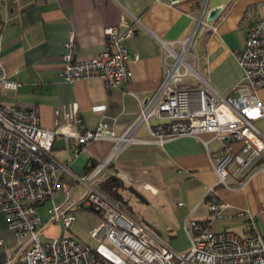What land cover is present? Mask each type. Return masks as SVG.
Returning a JSON list of instances; mask_svg holds the SVG:
<instances>
[{"label":"crops","instance_id":"0c3cea01","mask_svg":"<svg viewBox=\"0 0 264 264\" xmlns=\"http://www.w3.org/2000/svg\"><path fill=\"white\" fill-rule=\"evenodd\" d=\"M216 9L220 12L212 22L217 34L205 31L203 25L198 27V20L209 22L210 13ZM262 17L264 0H185L176 6H170L168 0H0L1 60L8 79L20 84L17 90H2V101L23 109L37 107L45 130L67 124V116L76 108L88 130L97 129L105 117L107 128L121 136L138 119L139 100L152 97L162 85L166 73L162 42L185 41L196 31L187 58L196 57V70L207 84L220 95L228 96L244 78L233 53L244 49L249 27ZM134 19L140 22L135 23ZM123 23L135 30L126 45L132 55L139 56L138 61L130 64L127 85L110 90L102 80L70 84L59 77L65 43L71 33L76 34L77 57L88 60L106 49V29ZM168 61L173 62V58ZM187 81L195 83L192 79ZM259 98L264 104V88L259 91ZM157 123L152 118L149 124L143 123L138 128L136 138L142 143L131 144L118 152L102 171L97 184L117 176L139 194L141 187L154 196L177 192L182 199L179 203L182 210L174 238H187V250L190 239L184 221L188 217L210 220L212 187L226 204L221 218L211 221L212 230L246 237L252 234L254 226V231L264 236V156L244 178L238 180L230 174L227 182L231 188L216 186L212 160L220 156L221 145L214 135L179 137L159 145L150 134L151 127ZM257 126L264 134V120L258 121ZM74 147V143L58 136L52 156L70 166L71 174L63 176V184L72 186L71 198L61 206L69 212L77 211V216L83 211L79 208L87 188L74 176L88 174L103 164L114 144L94 142L78 156ZM234 147L237 151L240 144ZM63 199L64 193L58 192L38 207L47 203L51 206L48 220L44 224L41 220L39 227L43 240L64 234V227L53 224L49 213ZM47 226H58L59 231L44 235L49 231ZM0 240L4 242L0 247V264H12L19 259L21 250L15 232L1 213Z\"/></svg>","mask_w":264,"mask_h":264},{"label":"built area","instance_id":"2783aa9c","mask_svg":"<svg viewBox=\"0 0 264 264\" xmlns=\"http://www.w3.org/2000/svg\"><path fill=\"white\" fill-rule=\"evenodd\" d=\"M184 1L168 0V3L176 6ZM134 22L140 21L134 19ZM197 25L217 34L213 22L198 20ZM134 34V28L128 23L110 27L105 31L106 49L94 58L82 60L76 54V34L71 33L65 43L59 77L70 84L102 80L110 90L127 85L130 64L139 60L126 45ZM195 35L196 31L185 41L162 42L166 52L162 85L152 97L139 100L138 119L118 136L104 124L105 117L97 129L88 130L76 108L67 116V124L45 130L37 107L23 109L3 103L2 90L14 91L20 84L8 79L1 60L0 33V213L15 232L21 250L19 259L12 264H264V236L254 231V226L252 234L246 237L210 228L211 221L221 218L226 208L217 197L215 187L210 188V220L196 221L188 217L184 221V230L190 239V248L185 253L172 249L97 189L98 178L118 152L131 144L142 143L136 138V132L152 118L158 123L151 127L150 134L159 145L179 137L214 135L221 145L220 156L212 160L216 186L231 188L227 182L230 174L240 180L263 158L264 134L257 122L264 120V104L259 98V91L264 88V17L249 27L244 49L233 53L244 78L228 96L220 95L207 84L196 70V57L188 61ZM187 79L195 83L192 85ZM58 136L75 144L76 156L94 142L114 144L103 164L88 174L74 176L87 188L79 209L99 222L91 232V237L99 242L97 248L66 234L42 239L39 205L53 199L58 192H63L67 200L71 198L72 186L63 184V176L71 174L70 166L52 156ZM236 144H240L237 151ZM49 213L53 224L69 229L77 211L69 212L54 205ZM3 245L0 240V247Z\"/></svg>","mask_w":264,"mask_h":264},{"label":"rangeland","instance_id":"374dc122","mask_svg":"<svg viewBox=\"0 0 264 264\" xmlns=\"http://www.w3.org/2000/svg\"><path fill=\"white\" fill-rule=\"evenodd\" d=\"M187 59L191 61V56ZM140 191V194L132 192L123 193L125 196L124 202L126 203L125 205H121L125 211L157 234L160 239L167 243L172 249L175 251L178 249L177 252L180 251L181 253H185L184 251L187 250L189 245L188 239L185 237L174 238V235L179 230L178 215L180 210H182V208L179 207V203L182 199L178 196V193L173 191V193L168 195L161 194L160 196H154L151 191L145 190L144 187H141ZM66 200L67 197L65 195V200L57 201L59 204L58 206H61ZM71 202H74V197ZM129 206L130 209L128 208ZM50 207V203H47L38 209L43 224L49 218L47 211ZM98 225L99 222L93 215L82 211L78 212L71 228L66 229L65 226H63L64 229L62 231L64 235L66 234L69 237H73L82 244L97 248L99 242L91 237V232L93 229L97 228ZM58 228V226H47L46 230L49 231L44 235L55 234L59 231ZM104 243L107 244L106 242Z\"/></svg>","mask_w":264,"mask_h":264},{"label":"trees","instance_id":"16d2710c","mask_svg":"<svg viewBox=\"0 0 264 264\" xmlns=\"http://www.w3.org/2000/svg\"><path fill=\"white\" fill-rule=\"evenodd\" d=\"M97 189L107 196L110 200L120 206L123 210V205L125 196L123 195L124 192H132L138 193L133 187L127 186L120 178L117 176H111L104 181H101L97 184ZM128 206V205H127ZM130 209V206L128 207Z\"/></svg>","mask_w":264,"mask_h":264},{"label":"water","instance_id":"95a60500","mask_svg":"<svg viewBox=\"0 0 264 264\" xmlns=\"http://www.w3.org/2000/svg\"><path fill=\"white\" fill-rule=\"evenodd\" d=\"M219 12H220L219 9L213 10L209 16V22H212L215 19V17L218 15Z\"/></svg>","mask_w":264,"mask_h":264}]
</instances>
